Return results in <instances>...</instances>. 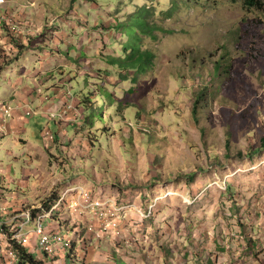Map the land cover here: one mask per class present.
I'll return each instance as SVG.
<instances>
[{
    "label": "rangeland",
    "instance_id": "rangeland-1",
    "mask_svg": "<svg viewBox=\"0 0 264 264\" xmlns=\"http://www.w3.org/2000/svg\"><path fill=\"white\" fill-rule=\"evenodd\" d=\"M5 6L24 31L12 48L0 49V99L13 103L17 87L29 84L40 97L31 81L36 73L45 99L48 83L65 86L80 114L70 113L75 120L67 122L25 113L35 129L18 138L29 143L2 138L0 216L10 201L9 218L44 213L64 194V183L78 179L101 188V202L113 198L127 207L122 237L114 240L88 234L93 214H72L67 195L49 227L59 226L72 247L47 264H264V2L261 9L242 0ZM143 7L157 38L143 35L141 48L156 59L134 86L107 58L125 57L135 45ZM206 88L207 106L200 104L195 118L196 95ZM88 98L91 106L82 109ZM48 129L53 142L43 133ZM48 177L54 183L46 184Z\"/></svg>",
    "mask_w": 264,
    "mask_h": 264
},
{
    "label": "built area",
    "instance_id": "built-area-1",
    "mask_svg": "<svg viewBox=\"0 0 264 264\" xmlns=\"http://www.w3.org/2000/svg\"><path fill=\"white\" fill-rule=\"evenodd\" d=\"M7 0H0V49L8 50L11 46L18 41V37L23 33V24L16 20L10 13H8L5 6ZM15 37L13 43L10 42L11 37ZM42 93L43 88L39 86ZM66 100L64 106L59 110H38L32 105H27V114L46 113L51 118L61 121H73L75 118L70 117V111L75 109L80 114L79 109L75 106L74 95L68 89L66 90ZM16 107L11 103L0 100V134L7 132L9 120L13 117ZM81 116V115H80ZM79 117V116H78ZM77 117V119H78ZM76 119V120H77ZM46 137L50 140L55 139V134L52 131H46ZM71 193V194H70ZM68 195L69 209L74 215H83L85 213H92V220L87 224L88 234H96L99 236H107L111 239H118L122 237V231L119 226L122 218L121 213L127 207H119L115 199L107 198L101 202L99 194L81 187H71L64 191V194L44 213L35 215L30 210L21 211L16 214L11 220L0 219V239L5 242V247L1 250L0 264H19L20 254L12 247V242L16 241L21 245L29 246L30 243L36 247L31 252L39 259L34 253L41 252L49 260H52L58 251H68L72 247L71 240L69 241L63 230L49 227V219L51 218L54 209H57ZM34 222L36 228L32 231L28 228L30 223ZM34 233L38 236V241L32 236ZM1 242V243H2ZM41 260V259H40Z\"/></svg>",
    "mask_w": 264,
    "mask_h": 264
},
{
    "label": "trees",
    "instance_id": "trees-1",
    "mask_svg": "<svg viewBox=\"0 0 264 264\" xmlns=\"http://www.w3.org/2000/svg\"><path fill=\"white\" fill-rule=\"evenodd\" d=\"M192 2L193 0H184L185 3ZM172 2L175 3V7L179 5L180 0H172ZM243 5L248 8V9H261L263 6L264 0H242ZM142 12H144V22L142 24H139L141 31V34H137V41L135 45L132 47L131 50L125 49V52L127 55L125 57H109L107 58L108 63L110 65L115 66L117 69L120 70V77L124 82L131 81L134 86H136L139 83L140 75H144L148 73L154 66V62L156 59L155 53L150 50V49H142L141 48V40L142 36H152L153 38H157L155 35V30L157 29L156 24L154 22H149L148 18L150 17V9L147 7H143L140 9ZM139 10V11H140ZM140 12V13H142ZM220 71V66L217 65L215 66V69L213 73L218 74ZM134 72L135 75L131 78L128 76V73ZM136 90V87H132L130 90H128V94H133ZM207 90L208 88L202 90L196 95V104H195V109L193 110V114L196 115L198 114V109H200V104H203V106H207L206 102V95H207ZM108 100L110 101V105L112 106L111 102V95L109 94ZM84 107H90L91 106V101L88 99H83L82 102V109ZM79 131V127H78ZM231 137L229 136L227 139L226 146L227 148H230L231 146ZM264 149V138L261 139V149ZM12 247L17 250L20 254V260L19 264H44L43 260L37 259L33 253L31 252V248L27 245H21L16 241L12 242ZM71 259V257H68ZM117 264H123L117 262Z\"/></svg>",
    "mask_w": 264,
    "mask_h": 264
},
{
    "label": "crops",
    "instance_id": "crops-1",
    "mask_svg": "<svg viewBox=\"0 0 264 264\" xmlns=\"http://www.w3.org/2000/svg\"><path fill=\"white\" fill-rule=\"evenodd\" d=\"M6 8H7V10H8V8L10 9L9 6L6 7ZM40 71L41 72H45L46 70L42 68ZM39 75L40 74H36L35 73L34 75L31 76V78H32L31 81L37 83V87L40 86V83H39L40 79L39 78L41 76H39ZM48 82H50V81H48ZM54 83L55 82H51V83H48V85H47L48 90H50L49 91L50 97H49L48 100L44 98L43 93H41L40 90H39L40 97L33 95L34 93H32L33 91L31 90L32 89L31 84H29L28 86L24 85V86H22L21 89H19L17 87L18 91H16L15 95L12 96L13 103H11L13 106L16 107V109L14 111L13 117L9 120L8 127H7V132H5L4 134H0V141L2 140V138L8 137L15 143H18V142H22L23 144H28L29 143L27 140H25V139H23L21 137L18 138L19 134L20 135H25L29 131H30V133H33L34 129H35L34 126H32V127L30 126V123H29V121L27 120V118L25 116V113H26V110H27L26 106L28 104L32 105L33 107L37 108L38 110H43V111H47V110L56 111V110L61 109L64 106L65 100L67 98V96H66L67 88H65V86L63 87V86H59V85L53 86ZM16 94H18V97H15ZM1 101H3V100H1ZM74 103L76 104V107L79 109V106L77 105L78 102L75 100ZM76 112H77V110H75V109L70 111L71 114L72 113L76 114ZM37 114H43L44 115L46 113H39L38 112ZM45 130L43 131L44 135H46V131ZM48 131H51V130L48 129ZM50 141L53 142L54 140L53 141L50 140ZM51 142L47 141L46 145H45V148L48 151V153L53 150L52 147H55L54 144L51 143ZM51 153H53V152H51ZM62 177L64 179H66L67 176H64V174L62 173ZM56 179L58 180V179H61V178H56ZM54 181L55 180H52L51 177H48L47 181H46V184L54 183ZM79 185H81V186H79ZM71 187H73V188H75V187H86V188L91 189V187L89 185H87V183H85V179H83V180L82 179L81 180L78 179L77 181H75V183H74V181L73 182H70V181L66 182V183H64L62 188H63V190H66V189L71 188ZM92 190H94V192H96L98 194L101 193V188H96V187L93 186ZM99 197L101 198L100 194H99ZM6 199H7V197H6ZM11 203H14V201H10L9 202L8 210L4 213V215L0 216V218L4 217V219H6L7 221L11 220V218H9V215H8L9 213H11L10 212L11 210L13 211V208H10L11 207L10 206ZM18 203L25 204L26 200H23V201L18 202ZM56 227L58 228L59 226L56 225ZM76 232H78V229H77ZM69 236L73 237V235H71V233H70ZM1 251L2 250H0V256H1ZM34 254L39 259L43 260L45 264L51 262V260H49L47 257H45V255L43 253H41V252H35Z\"/></svg>",
    "mask_w": 264,
    "mask_h": 264
}]
</instances>
